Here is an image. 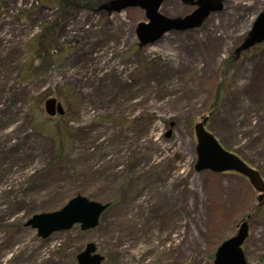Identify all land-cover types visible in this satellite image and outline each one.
<instances>
[{
    "label": "rangeland",
    "instance_id": "obj_1",
    "mask_svg": "<svg viewBox=\"0 0 264 264\" xmlns=\"http://www.w3.org/2000/svg\"><path fill=\"white\" fill-rule=\"evenodd\" d=\"M125 1L77 0L56 25L51 0L0 12V264H79L90 243L101 264H214L250 213L245 254L264 264V192L197 172L194 129L209 116L264 178V42L231 60L264 0H215L222 12L147 43L146 12ZM191 5L162 0L160 12L181 20ZM77 195L109 204L96 228L42 238L27 225Z\"/></svg>",
    "mask_w": 264,
    "mask_h": 264
},
{
    "label": "water",
    "instance_id": "obj_2",
    "mask_svg": "<svg viewBox=\"0 0 264 264\" xmlns=\"http://www.w3.org/2000/svg\"><path fill=\"white\" fill-rule=\"evenodd\" d=\"M161 2L162 0H127L130 6H139L147 12L149 23L141 24L138 30V36L143 43L154 42L165 32L171 30H187L199 24L211 11L219 9L205 4L185 19L174 20L158 12ZM251 39V43L260 42L264 39V13L256 22ZM45 105L49 114L52 115L54 110H56V100L49 99ZM57 108L62 114V106L58 104ZM206 122L207 118H204L195 125L197 138L195 170L197 172L210 170L214 173L228 171L239 173L249 179L254 189L260 193L259 200H261L264 192V180L260 173L235 154L226 151L216 138L206 130ZM169 135L170 133L167 136ZM108 206L109 204L94 202L78 195L70 200L60 211L33 216L27 225L36 228L38 235L42 238L48 237L53 232L69 230L75 224H81L82 230H90L98 226L100 216ZM249 219L250 216L239 225L235 236L220 245L215 254L214 264H248L242 245L249 236ZM95 252V245L92 243L88 244L85 251L78 255L79 264H101L103 257L95 254Z\"/></svg>",
    "mask_w": 264,
    "mask_h": 264
},
{
    "label": "trees",
    "instance_id": "obj_3",
    "mask_svg": "<svg viewBox=\"0 0 264 264\" xmlns=\"http://www.w3.org/2000/svg\"><path fill=\"white\" fill-rule=\"evenodd\" d=\"M9 2L10 0H0V12L2 11V9L6 8L7 5H9ZM51 2L52 4L56 5L57 8H59L58 13H56L55 16V25L56 23L62 21L66 15L72 14V11L75 9V7L77 8V0H51ZM250 214L253 216V213Z\"/></svg>",
    "mask_w": 264,
    "mask_h": 264
},
{
    "label": "flooded vegetation",
    "instance_id": "obj_4",
    "mask_svg": "<svg viewBox=\"0 0 264 264\" xmlns=\"http://www.w3.org/2000/svg\"><path fill=\"white\" fill-rule=\"evenodd\" d=\"M201 0H195V4H199V3H202V2H200ZM195 4H193L192 3V5H191V8H192V10L191 11H194V9H196L197 8V5H195ZM224 5V4H223ZM223 5H220L221 6V8L219 9V11H217V12H222L223 10H224V7H223ZM191 11L189 12V13H191ZM208 18H206V20H207ZM238 47V46H237ZM241 50H238L237 52H240ZM249 52V51H248ZM244 54H246L245 52H244ZM237 55V54H236ZM233 56L232 57V60H235V61H237V60H239L242 56H243V53H240V55H237V56Z\"/></svg>",
    "mask_w": 264,
    "mask_h": 264
},
{
    "label": "bare ground",
    "instance_id": "obj_5",
    "mask_svg": "<svg viewBox=\"0 0 264 264\" xmlns=\"http://www.w3.org/2000/svg\"><path fill=\"white\" fill-rule=\"evenodd\" d=\"M259 69H260V68H259ZM259 69H258V70H259ZM262 71H264V68H262ZM257 72H258V71H257ZM253 75L256 76L255 73H253ZM254 79H257V78L253 77L252 81H253Z\"/></svg>",
    "mask_w": 264,
    "mask_h": 264
}]
</instances>
